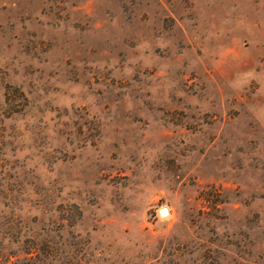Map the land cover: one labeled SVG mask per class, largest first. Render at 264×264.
<instances>
[{"label":"rangeland","instance_id":"obj_1","mask_svg":"<svg viewBox=\"0 0 264 264\" xmlns=\"http://www.w3.org/2000/svg\"><path fill=\"white\" fill-rule=\"evenodd\" d=\"M0 262L264 264V0H0Z\"/></svg>","mask_w":264,"mask_h":264},{"label":"water","instance_id":"obj_2","mask_svg":"<svg viewBox=\"0 0 264 264\" xmlns=\"http://www.w3.org/2000/svg\"><path fill=\"white\" fill-rule=\"evenodd\" d=\"M159 213L161 215H167L168 211H167L166 207H162L159 209Z\"/></svg>","mask_w":264,"mask_h":264},{"label":"trees","instance_id":"obj_3","mask_svg":"<svg viewBox=\"0 0 264 264\" xmlns=\"http://www.w3.org/2000/svg\"><path fill=\"white\" fill-rule=\"evenodd\" d=\"M31 249V248H30ZM29 251V250H28ZM27 253H29V252H27ZM29 260H31V257L29 258ZM0 264H1V262H0ZM8 264H17V263H8Z\"/></svg>","mask_w":264,"mask_h":264}]
</instances>
